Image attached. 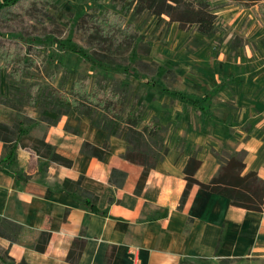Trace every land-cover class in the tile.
Listing matches in <instances>:
<instances>
[{
    "label": "crops",
    "instance_id": "crops-1",
    "mask_svg": "<svg viewBox=\"0 0 264 264\" xmlns=\"http://www.w3.org/2000/svg\"><path fill=\"white\" fill-rule=\"evenodd\" d=\"M254 76L261 81V74L255 72ZM233 80L218 83L216 90ZM158 88L162 91L163 87ZM259 88L252 91L253 97ZM253 99L264 111V94ZM202 102H197L199 107ZM198 110L197 115L202 111ZM149 117L161 123L156 116ZM161 125L168 153L150 172L139 195L135 189L143 167L121 159L128 144L120 132L107 137L89 118H77V111L60 118L54 127L33 126L40 130L39 136L27 134L44 138L61 155L72 156L70 168L40 161L33 150L22 145L12 165L3 163L4 144L0 142V231L7 236L0 237V250L16 263L69 264L67 254L82 233L85 246L77 264H107V253L112 249L115 255L110 264L217 263L230 259L239 261L231 264H264V212L233 207L227 198L197 186L180 208L186 187L184 170L192 155L201 161L195 175L198 182H210L224 165L213 151L219 156L245 151V172H255L264 181V132L249 126L226 134L222 127L200 125L188 133L176 127L168 136V125ZM216 138L219 145L214 143ZM106 141L109 151L103 161L81 152L84 142L98 148ZM114 168L126 174L122 188L109 182ZM79 179L81 188L97 198V210L106 215L87 211L80 197L63 191L64 181ZM14 229H21L18 236L14 237ZM43 232L50 234V242L40 254L34 244Z\"/></svg>",
    "mask_w": 264,
    "mask_h": 264
},
{
    "label": "trees",
    "instance_id": "trees-1",
    "mask_svg": "<svg viewBox=\"0 0 264 264\" xmlns=\"http://www.w3.org/2000/svg\"><path fill=\"white\" fill-rule=\"evenodd\" d=\"M219 0H110L108 7L94 9L93 15L83 17L77 27L90 46L92 54H86L77 46L55 41L65 50L83 55L85 60L93 66L113 67L128 53L134 51L139 44V33L134 24L127 21L125 13L133 8V13H148L157 18L168 17V23H177L180 30L188 31L194 28L199 35L210 40L217 30V15L214 3ZM229 3L242 8H249L257 0H227ZM57 0H0V81L6 79L7 85L19 86L32 71L38 70L43 62L42 48L45 39L39 34L40 27H48L51 10L56 7ZM257 17L264 21V3H260ZM49 24V23H48ZM142 64V63H139ZM133 73L138 81H142L151 89L158 88L156 80H150L139 70ZM165 94L189 99L177 91L162 88ZM209 98V97H208ZM22 101L29 107L48 112L54 118L41 115L38 120L29 116L14 118L7 111L20 112V107L14 105L10 99L0 96V142L4 144L3 163L12 165L16 159V151L20 145L28 147L38 155L40 161L57 163L66 168L73 165V157L61 155L54 147L44 141V138L28 137L32 126L44 124L54 127L60 118L68 116L71 110L77 111V118L87 117L92 124L106 132L107 137L114 131H120V136L128 144L127 151L121 156L125 162L143 167V172L135 189L139 195L150 172L156 169L157 163L168 153L164 142L166 140L164 128L156 118L149 117L147 109L137 98L128 95V90L118 88L107 78L91 81L89 76L77 77L72 81L69 89L44 87L42 84L29 83ZM200 110L205 111L202 107ZM28 141L23 143L24 141ZM23 143V144H22ZM109 144L95 147L88 142L81 146V152L103 161L108 155ZM223 162L220 171L208 183L195 180V175L201 167V161L192 155L184 170L186 187L180 201V208L184 206L190 190L197 186L202 190L227 198L233 207L245 209L255 213L264 212V181L255 172H245L246 152H224L222 156L213 151ZM126 174L113 169L111 184L122 188ZM81 179L76 182L64 181L63 191L66 194L77 195L83 200L87 211L106 215L107 212L98 211L97 198L81 188ZM21 229H14V237ZM0 237H7L0 231ZM9 237V236H8ZM50 234L43 232L34 244V250L43 254L47 248ZM85 246L83 235L74 239L68 252L67 262L77 264ZM107 264L114 257V249L107 253ZM210 261H187L180 264H206ZM238 260H220L214 264H231ZM211 263V262H210ZM0 264L16 263L7 253L0 250Z\"/></svg>",
    "mask_w": 264,
    "mask_h": 264
},
{
    "label": "rangeland",
    "instance_id": "rangeland-1",
    "mask_svg": "<svg viewBox=\"0 0 264 264\" xmlns=\"http://www.w3.org/2000/svg\"><path fill=\"white\" fill-rule=\"evenodd\" d=\"M109 1L57 0L55 9L50 11V21L45 25L48 27L39 28V34L47 42L42 48L43 62L38 70L27 75L19 86L7 85L4 77L0 81V96L20 107L19 113L7 111L10 115L19 119L29 116L35 120L42 114L54 117L22 101L29 83L69 89L75 78L89 76L91 81L107 78L118 88H126L128 95L137 98L150 116H156L168 125V136L176 127L188 133L194 127L200 129V125L210 129L222 127L226 134L243 131L249 126L264 132V111L256 105V100L253 103L254 97L264 94V21L257 17L259 5L264 0L255 1L249 8L235 6L227 0L215 2L218 23L210 40L192 28L180 30L177 23H168V17L157 18L148 13L135 15L131 8L125 16L139 33L138 47L128 51L116 66L110 68L93 66L82 54H74L55 42L69 43L92 54L93 48L77 27L84 16L93 15L94 9L108 7ZM134 70L156 80L160 87L190 99L180 100L164 94L159 88H148L136 79ZM255 72L261 74V81L254 76ZM227 79L234 80L216 90L217 84ZM255 81L260 82L256 84ZM256 87L260 90L253 97L252 91ZM199 100L203 101L201 107L206 112L200 110L202 113L197 115ZM74 112L71 110L70 114ZM29 135L39 136L40 130L32 126ZM214 143L219 145V138Z\"/></svg>",
    "mask_w": 264,
    "mask_h": 264
}]
</instances>
